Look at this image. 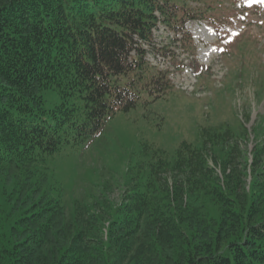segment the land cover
<instances>
[{
    "label": "trees",
    "instance_id": "1",
    "mask_svg": "<svg viewBox=\"0 0 264 264\" xmlns=\"http://www.w3.org/2000/svg\"><path fill=\"white\" fill-rule=\"evenodd\" d=\"M183 4L0 0V264H264V144L251 164L231 130H204L172 158L152 149L125 172L120 203L69 199L49 167L144 91L167 97L144 44L159 22L184 21Z\"/></svg>",
    "mask_w": 264,
    "mask_h": 264
},
{
    "label": "rangeland",
    "instance_id": "2",
    "mask_svg": "<svg viewBox=\"0 0 264 264\" xmlns=\"http://www.w3.org/2000/svg\"><path fill=\"white\" fill-rule=\"evenodd\" d=\"M183 8L185 16L174 12L184 21L159 22L152 44H144L146 60L169 75L167 97L144 91L137 108L118 112L97 135L64 145L48 161L69 199L93 202L105 194L120 203L128 168L148 166L152 149L172 158L183 142L200 147L204 130H231L250 164L254 147L264 144V0H184ZM44 97L47 109L60 102L51 90Z\"/></svg>",
    "mask_w": 264,
    "mask_h": 264
}]
</instances>
